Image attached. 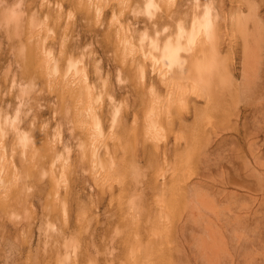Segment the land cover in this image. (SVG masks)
Returning <instances> with one entry per match:
<instances>
[{"label": "bare ground", "instance_id": "1", "mask_svg": "<svg viewBox=\"0 0 264 264\" xmlns=\"http://www.w3.org/2000/svg\"><path fill=\"white\" fill-rule=\"evenodd\" d=\"M263 7L264 0H0V92L14 87L18 100L0 96V208L19 214L9 201L18 148L45 203L41 264H255L250 224L264 204ZM75 20L98 26L107 68L88 54V37L70 33ZM37 84L49 90L51 110L26 127L21 105ZM75 166L95 186L87 205L71 199ZM231 185L246 200L223 211L218 202L238 194ZM100 210L107 220L95 239L86 229ZM35 222L22 227L31 233Z\"/></svg>", "mask_w": 264, "mask_h": 264}, {"label": "rangeland", "instance_id": "2", "mask_svg": "<svg viewBox=\"0 0 264 264\" xmlns=\"http://www.w3.org/2000/svg\"><path fill=\"white\" fill-rule=\"evenodd\" d=\"M264 9V7H263ZM262 9V11H263ZM75 24L72 28H70V33L74 34V36L78 38H82L84 35L85 38L88 37V43L86 45V48H93V52L88 53L90 56L94 58V62L98 63L102 66V68H107L108 61H107V52H105V46H99L97 39L101 37L102 35L100 33H94L97 30V25L95 23L91 24H82L79 23L78 20H75ZM93 35V36H92ZM103 47V48H102ZM6 46L4 42H1L0 44V56H3L6 51ZM238 71V70H237ZM2 73V70H0V75ZM2 77L0 76V80ZM114 78V76H113ZM2 82V81H0ZM12 90V91H11ZM3 89L0 92V96L8 99L11 95L13 97L11 98V104H14V106L17 105L18 100L14 96V87L13 89ZM49 90L45 86L39 87V85H35L27 94H26V100L23 105H21V108L23 109L24 119L20 121V123L27 127L29 124H24V121L28 120L34 115L39 116L38 120L40 118L46 117L49 115L51 110L52 102L47 100V97L49 95ZM50 120V119H49ZM51 122H53L51 120ZM50 129H53V125L50 126ZM65 133L67 131L65 130ZM11 137V136H10ZM14 140L12 139L8 143L9 150H12V146L14 145ZM264 141V135H261L260 141ZM229 145H233L232 143ZM235 147H238L235 145ZM262 147V145H260ZM210 149H212L210 147ZM213 153L211 154V157H214L218 154L217 150H212ZM71 154L74 156L73 148L71 149ZM233 152L229 150V156H231ZM222 159H226L223 155V153L220 154ZM75 157V156H74ZM11 159L15 163V172L18 178V184L16 187H14V193L10 197L9 201L15 205V208L17 211H19V214L15 213L14 211H11L9 214L7 211H3L0 208V264H32L40 263V258L42 255V248L43 246H47L49 242H44L47 238L43 237L41 240H37V237L41 234H38L37 227L45 224L46 218L43 216V211L45 209V203L43 201V194L42 190L39 187V181L36 180L38 176L32 175L27 176L25 175V170L27 168V161L24 159L23 155L19 151V149H14ZM72 177L74 178L71 181V199L75 203L84 204L87 205L89 203L88 194L90 190H92L95 186L94 184L89 186L90 181L88 178L86 179V172L79 168L78 166H75L73 169ZM191 176L195 175V172L190 173ZM216 173L214 172L210 176H214ZM27 179H35L32 182V185H29L24 190V181ZM22 181V182H20ZM230 191H237V197L236 200H222L218 202V205L223 209L225 206H232L235 204H241L246 200V191L237 186V185H231L228 187ZM25 191V192H23ZM96 196V195H95ZM211 196V195H210ZM12 198V199H11ZM253 205H258L257 199L254 200ZM103 201L99 203V207L102 208ZM256 206L253 207V209ZM92 210H94V207H91ZM86 210V209H85ZM73 215V213L71 212ZM86 214V213H85ZM15 215V216H14ZM42 215V216H41ZM91 220L89 221V225L86 230L90 229L94 231V238H99L98 236V230L101 229L102 225L106 224L107 218L104 215V211L100 210L98 212H92L90 214ZM221 217V216H220ZM242 217V216H241ZM55 222L58 221L59 218H61L60 214L54 215ZM222 218V217H221ZM253 223L250 225L252 228L253 233V246H252V255L255 256L258 260L255 262L258 263L259 258L264 255V204L262 206L256 207L255 215L253 216ZM214 219V218H213ZM32 220L36 221L34 224H32L33 229L30 232H26L22 226L27 221ZM257 223L256 225L254 223ZM19 226V227H18ZM233 231H239L242 232L243 236H245V233L243 232V229L241 228H232ZM251 237V236H250ZM228 244L230 245L233 241L232 238H228ZM28 246H30L28 248ZM33 261V262H32ZM197 263L200 264V259H197ZM263 264V262H261ZM180 264H195V261H185L183 260Z\"/></svg>", "mask_w": 264, "mask_h": 264}]
</instances>
